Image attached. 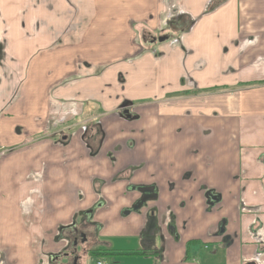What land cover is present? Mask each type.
<instances>
[{"label": "crops", "instance_id": "0c3cea01", "mask_svg": "<svg viewBox=\"0 0 264 264\" xmlns=\"http://www.w3.org/2000/svg\"><path fill=\"white\" fill-rule=\"evenodd\" d=\"M98 262L264 264V0H0V264Z\"/></svg>", "mask_w": 264, "mask_h": 264}, {"label": "water", "instance_id": "95a60500", "mask_svg": "<svg viewBox=\"0 0 264 264\" xmlns=\"http://www.w3.org/2000/svg\"><path fill=\"white\" fill-rule=\"evenodd\" d=\"M159 41L161 42V41H163V39H159ZM123 116H125L126 119L131 118L130 115L128 114L127 110L123 111ZM247 264H254V263L251 262V263H247Z\"/></svg>", "mask_w": 264, "mask_h": 264}, {"label": "built area", "instance_id": "2783aa9c", "mask_svg": "<svg viewBox=\"0 0 264 264\" xmlns=\"http://www.w3.org/2000/svg\"><path fill=\"white\" fill-rule=\"evenodd\" d=\"M97 264H103L102 262H98Z\"/></svg>", "mask_w": 264, "mask_h": 264}]
</instances>
